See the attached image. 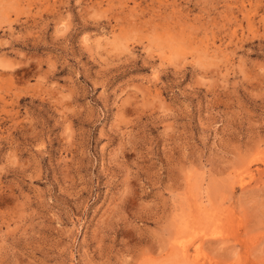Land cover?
<instances>
[{"label": "rangeland", "instance_id": "rangeland-1", "mask_svg": "<svg viewBox=\"0 0 264 264\" xmlns=\"http://www.w3.org/2000/svg\"><path fill=\"white\" fill-rule=\"evenodd\" d=\"M0 264H264V0H0Z\"/></svg>", "mask_w": 264, "mask_h": 264}, {"label": "bare ground", "instance_id": "bare-ground-1", "mask_svg": "<svg viewBox=\"0 0 264 264\" xmlns=\"http://www.w3.org/2000/svg\"><path fill=\"white\" fill-rule=\"evenodd\" d=\"M182 237V236H181ZM177 243V246H179L180 250L183 252V254H185L186 256H188L189 252H188V249H187V246H186V242L182 239H179ZM199 252V251H198ZM188 254V255H187ZM184 255V256H185ZM185 258V257H184Z\"/></svg>", "mask_w": 264, "mask_h": 264}]
</instances>
